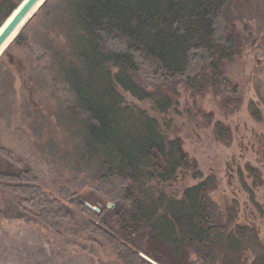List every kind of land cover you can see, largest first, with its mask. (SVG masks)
<instances>
[{
  "label": "trees",
  "instance_id": "trees-1",
  "mask_svg": "<svg viewBox=\"0 0 264 264\" xmlns=\"http://www.w3.org/2000/svg\"><path fill=\"white\" fill-rule=\"evenodd\" d=\"M56 1L40 36L41 65L28 79L25 115L29 118L41 104L36 88L43 84L74 93L83 126L80 168L115 208L103 206L96 214L70 200L69 191L62 190V196L92 215L87 227L106 239L125 264H246L249 254L251 264H264L257 230L238 223L235 210L223 213L216 207L210 196L215 180L204 177L182 139H171L158 119L125 96L150 100L167 112L177 101L167 86L184 82L201 95L231 85L225 68L242 52L237 22L245 19L251 0ZM18 6L0 0V27ZM0 91L2 105L6 97ZM250 109L262 119L258 106ZM214 129L218 139L232 142L223 122ZM15 164V151L0 136V193L36 210L55 229L73 219L71 208L45 191L29 165L16 170ZM180 170L200 179L181 197L149 185L173 180Z\"/></svg>",
  "mask_w": 264,
  "mask_h": 264
},
{
  "label": "rangeland",
  "instance_id": "rangeland-1",
  "mask_svg": "<svg viewBox=\"0 0 264 264\" xmlns=\"http://www.w3.org/2000/svg\"><path fill=\"white\" fill-rule=\"evenodd\" d=\"M12 1L20 5L23 0ZM251 2L245 19L237 22L242 52L225 68L231 85L201 95H194L184 82L172 85L173 89L167 86L165 91L175 92L177 100L167 112L156 109L150 100H138L128 92L125 96L130 105L158 119L171 139H182L204 177L214 178L210 196L216 207L223 213L235 210L237 222L254 227L264 245V0ZM56 6V0L44 2L0 57V90L6 97L0 105V136L15 151L16 170L29 165L45 191L61 199L75 215L55 229L36 210L21 208L14 196L0 193V264H125L106 239L87 227L92 215L71 205L73 198L96 214L103 206L115 208L80 168L78 134L83 126L74 93L68 87L43 84L36 88L41 104L29 118L25 115L28 79L41 65L40 36ZM253 105L260 108L261 120L253 116ZM75 112L79 113L74 117ZM217 121L230 128V144L218 139ZM8 168L2 165L1 169ZM199 182L191 172L180 170L173 180H153L149 185L181 197ZM62 190L71 193L70 200L62 196ZM252 261L249 254L246 264Z\"/></svg>",
  "mask_w": 264,
  "mask_h": 264
},
{
  "label": "water",
  "instance_id": "water-1",
  "mask_svg": "<svg viewBox=\"0 0 264 264\" xmlns=\"http://www.w3.org/2000/svg\"><path fill=\"white\" fill-rule=\"evenodd\" d=\"M37 1L38 0H25V2L18 8V12L13 16L10 22H8V24H5L6 26H4V23L1 25V27L4 26V28L0 33V47L11 35V33L16 29V27L21 23L23 18L27 15V13L31 10V8L35 5ZM95 210L98 209L95 208Z\"/></svg>",
  "mask_w": 264,
  "mask_h": 264
},
{
  "label": "bare ground",
  "instance_id": "bare-ground-1",
  "mask_svg": "<svg viewBox=\"0 0 264 264\" xmlns=\"http://www.w3.org/2000/svg\"><path fill=\"white\" fill-rule=\"evenodd\" d=\"M46 0H38L35 5L31 8V10L27 13V15L23 18L21 23L16 27V29L11 33V35L7 38V40L3 43V45L0 47V56L4 52V50L10 45V43L15 39V37L18 35V33L21 31V29L24 27V25L29 21V19L35 14V12L41 7V5L45 2ZM25 2L23 0L20 5L11 13V15L6 19L4 22L5 24H8L10 20L13 18V16L18 12V8ZM3 27L0 28V33L3 30Z\"/></svg>",
  "mask_w": 264,
  "mask_h": 264
},
{
  "label": "built area",
  "instance_id": "built-area-1",
  "mask_svg": "<svg viewBox=\"0 0 264 264\" xmlns=\"http://www.w3.org/2000/svg\"><path fill=\"white\" fill-rule=\"evenodd\" d=\"M96 209H98V208H96Z\"/></svg>",
  "mask_w": 264,
  "mask_h": 264
}]
</instances>
